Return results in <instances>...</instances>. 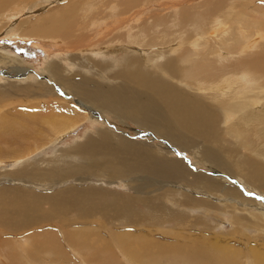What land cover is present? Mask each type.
Returning <instances> with one entry per match:
<instances>
[{
    "label": "bare ground",
    "instance_id": "6f19581e",
    "mask_svg": "<svg viewBox=\"0 0 264 264\" xmlns=\"http://www.w3.org/2000/svg\"><path fill=\"white\" fill-rule=\"evenodd\" d=\"M150 2L0 0V42L8 36L11 38L5 43L37 39L48 46L63 44L45 72L69 93L62 98L50 82L34 80L22 57L0 50V73L6 74V81H11L14 73L16 78L28 81L25 92L47 95L39 102L0 108V168L7 167L4 162L8 160H17L14 167L23 163L13 173L4 170V177L42 186L62 184V189L49 193L27 187L1 189L0 227L28 228L70 210L101 218L121 217L129 223H134L132 218L150 223V201L167 195L156 181L178 177L190 189L229 202L226 212L234 218L231 223L235 235L250 226L264 231V203L245 196L242 188L264 194V6L256 0H204L198 5L188 2L191 8L177 2L172 13L164 11V15L152 10ZM54 3L58 5L52 7ZM26 8V14L31 15L19 19ZM255 12L248 21L247 14ZM114 53L123 55L115 57ZM103 71L107 74L104 78L111 81L98 82L96 76ZM101 115H113L124 124L134 122L184 150V145L196 142L199 148L192 153L196 163L213 175L192 172L183 159L172 155L174 149L128 138L107 126L90 131L75 146L40 158L38 154L46 145L57 147L66 132L89 119L95 123ZM157 147L161 154L156 153ZM32 154L36 157L30 160ZM225 174L242 182V187ZM93 176L110 184L124 182L133 192L123 195L122 191L91 183L79 188L80 183L95 180ZM187 194L186 203L178 204L180 213L175 210L176 200L169 199L172 209L167 205L166 212L159 202L153 207L163 216L178 220L172 233L175 241L130 230L119 233L117 241L126 242L125 249L143 262L159 261L154 254L164 253L166 257L181 255L191 264H240L243 256L254 264H264L260 244L247 245L249 254L243 255L235 245L225 243V234L219 232L226 224L222 217L206 220L210 237L188 243L192 238L185 239L189 236L182 233L187 228L184 225L199 219L192 218L194 212L211 215V208ZM140 204L145 206L144 211ZM216 209L225 211L223 207ZM77 230L65 228V236L71 245H89L88 264L90 260L98 264L116 262L92 246L90 229ZM19 246L25 249L12 248L13 252L22 250L21 260L40 254L39 259L51 261L46 253L60 251L50 239L25 242V246L21 242ZM4 254L10 256L9 251ZM58 262L64 264L61 258Z\"/></svg>",
    "mask_w": 264,
    "mask_h": 264
},
{
    "label": "rangeland",
    "instance_id": "374dc122",
    "mask_svg": "<svg viewBox=\"0 0 264 264\" xmlns=\"http://www.w3.org/2000/svg\"><path fill=\"white\" fill-rule=\"evenodd\" d=\"M164 1L166 2L165 5L161 6L160 4L164 3ZM203 1L204 0H192V1L191 0H188V1L187 0H173V1L172 0H149V2L153 3V4L151 7L149 6L150 4H148V7H150L152 10H158L162 14L166 15L167 12L172 13L173 5H175L177 2H182L180 4L184 3V6L187 5L188 8H191L190 6L194 5L193 3H195V5H198L199 3L203 2ZM256 1L258 4L264 6L263 0H256ZM155 2H159V3H155ZM188 2L189 3L191 2L190 3L191 5L190 4L188 5ZM170 3L172 4V6H170L171 5ZM57 5H58V3H56V4L54 3V4H52V7H55ZM163 7H165V9H163ZM28 11H29L28 8L24 9L23 12L19 14V19H23V18L31 15V14H26ZM164 11L166 14L164 13ZM148 12H151V11L148 10ZM256 13L257 12L247 14V20L249 21L250 18H253L254 16H256ZM165 17H167V16H165ZM13 25H16V23L14 22ZM203 27L206 28L207 25H203ZM123 31H125V30H123ZM255 37H258V36H254V38ZM8 38H11V37L7 36V37H5V40L6 39L8 40ZM106 39L109 40V38H106ZM6 41H4L3 43L0 42V50L9 51L13 55H18V56L22 57L26 61L24 66L27 67L28 73L34 76L35 81L36 80H43V81L50 82L53 85L55 91L58 93V95L61 96L62 98L67 96L66 94H69V93H67V91L64 89L63 86L58 84L56 81L52 80V78L48 74H46V72H45V69L47 67L48 62H50V60H52L54 57H56L60 53V52L57 53L56 51H59L60 49H62V47L64 46L63 44H53L52 46H48V44H46V42H43V41H40L37 39H34L32 41H31V39H29V40L26 39L25 41L20 40V39L17 41L16 40H9L8 43H5ZM12 41H14V42H12ZM20 41H22V42H20ZM56 53H57V55H56ZM113 55L115 57H119L120 55H123V53L122 54L121 53L120 54L114 53ZM97 59L101 60L102 57L99 56V57H97ZM0 74H1L0 75V78H1V80H0V92L5 93V94L0 93V100H1L0 101V108H2L3 110H4V108H6V109L11 108L12 106L14 107V106L19 105V104L33 103V102H37V101L39 102L40 100H46L47 95L46 96L31 95L30 93L25 92V85L27 84L28 81H25L24 78H22V77L16 78L15 74L13 73L12 74L13 77L10 79L11 81H8V80L6 81V79H8V78H4V76H3L6 74L3 71ZM90 75H91V73H90ZM105 75H107V74L103 71L98 76H96L97 78H99L98 82L103 80V79L111 81V78H109V77L104 78ZM5 90H6V92H5ZM27 95H29V96H27ZM41 97H43V99ZM48 99H50V98H48ZM96 119H98V120H96L95 123L92 122L93 120L90 122L89 120H91V119H89L88 121L80 124L79 126L70 130L69 132H66L65 135L63 136V138H61V140H59V142H57L58 143L57 147L52 145V143H49L48 145H46V147L44 149L45 151L44 150L43 151L41 150V152L39 151L40 153L38 155H40V158L44 157V156L51 157V156L55 155V153L58 151V149L69 148L71 146H75L80 141L82 142L84 140L86 134L92 130H95L97 127L107 126V127L113 128L117 133H119L121 135L123 134V136H127L128 138L136 139V140H142V141H150L151 142L150 144H152V145L154 143L155 144L157 143V144H162V146L165 148L174 149L172 155L175 156L176 158L183 159L184 162L189 166V168H191L192 172H195V173H200V172L203 173L204 172L207 175H213L211 171L202 168V166H200L199 164L196 163V158H195V156L192 155V153H195V151L199 148V145H197L196 142H194L193 144L190 143L188 145H184L186 147V150H184V149L178 147L177 145L172 144L170 142V140L168 141V140H166V138H163L158 134L155 135V133L153 131L142 130L143 128L141 129V127H139L134 122L130 121L129 124H124L119 119L115 118L113 115H109V116H102L101 115L100 118H96ZM233 119H234V117H231L230 120H233ZM142 132H143V134H142ZM149 133L152 134V136H150ZM55 143H56V141H55ZM161 151L162 150L160 149V147H157L156 153L161 154ZM35 157L36 156L32 154V156L29 159L33 160ZM21 160H23V159H21ZM16 161H17L16 159L5 161L4 163H7L8 166L0 168V181H2V182H0V190L4 189L5 187L6 188H25V187H27V188H32V189L34 188V190L39 192V193L40 192L49 193V192H54V191L62 189L61 188L62 184H57V186H51V185L42 186V185H36V184H32V183H25V182L23 183V181H19V180L11 181L9 179V181H7L8 179L6 180L4 177V174H5L3 172L4 170L7 169L8 171H10V173H13V172L21 169V166H23V163H21L19 166L14 167L15 163H17ZM65 161H67V160H65ZM81 161L83 162L84 160H81ZM44 165L45 164H43L42 166H44ZM67 166H68V164H67ZM224 177L227 178L228 180L234 182V183L238 182V184H240L241 187L243 185L242 182L235 180V178L233 179V177L230 175L225 174ZM171 178L169 177L168 179L164 178L165 180L160 179V181H156L157 186H159V187L164 186L163 189H161L160 191L164 194H167L168 197H167V195H165L166 198L165 197L160 198L161 200L158 199L157 202L154 200H151L152 202L150 201L152 209L148 210V212H147V213H149V215L152 218L150 223L139 222L138 220H136V218H132V220H134V223H129L124 218H121V217L117 218L116 216H114L112 218H107V217L102 216L103 218H101L95 214H85L86 212H81V211H77V210H70V211H67L66 214H59V215H56L54 217L46 218L47 220H43V221H40L38 223H35L32 226H29L28 228H15L14 230H11V229H8L7 227H4V226H3V228L0 227V249H2L3 247L5 248L4 251H0V256H1L0 257V264H62V263L58 262L60 258L62 259L64 264H88L87 259H89V258H87V255H88L87 250H88V248H90L89 245H79L77 243H74L73 245H71V243L69 242V240L65 236V228H66V231H68V230L71 231L74 229L77 230L78 228H84V227L90 229V230H88L89 231L88 233L90 234V238H91L90 241H91L92 246L94 248L98 249L99 252L101 253V255L107 256V259L110 257H112V259L114 258V260H116V262L113 264H191L188 261L184 262L185 258L181 255H175L174 256V254H169V256L166 257L164 253L154 254V257L158 258L157 260H159V261H155V260H153V261L149 260L148 261L147 260V261L143 262L142 260H136L133 258L131 252L129 250L127 251L125 249L128 247V244L126 242L119 243L116 239V236L119 233L124 232L126 230H130L132 232L147 231L150 236H154L155 238L162 239L163 241H168V242L175 241V239L172 237V233L174 230V226H176V224L178 223V220L169 218L165 215L163 216L162 213L154 211L153 207H155L157 205V203L159 202L161 204V206L165 209V212H166L167 208H165V207L167 205L168 206L170 205L169 208L172 207V202L169 201V199L172 201L176 200L177 201L176 202L177 207H175V208H177V209H175V210L178 211L176 213H180V211L178 210V204H180L181 202H182L181 204L186 203V200L188 199V196H189V194H187V193H191L194 196V198L197 200V202L206 203V205L204 207L208 206L209 208H211V210H210L211 215L205 216L206 214L204 212H198V211L194 212V213H192V218L198 217L199 219L194 220V221L190 222L189 224L184 225V226H187V228L182 233H184V235L189 236V238H185V239L192 238V240L188 241V243L190 242V244H191L192 242H194V239H197V240L198 239H207V237H210V233H209L210 231L205 230V228L208 227L206 220L212 219V221H213V219H217V216H218V217H222V218L226 219V221H225L226 224L224 223L225 228H224V230H221V229L219 230V229L214 228V230L215 229H216L215 231L219 230V232L225 234V236H223V238L226 239L225 240L226 244H228L230 246L235 245L236 248H239L240 250H242L243 255L249 254L247 252V250H249V246L247 247V245L253 244L252 246H255L254 243H256V244H260V246L261 247L263 246V248H264V231L260 232L259 230L250 226L249 228L245 229V231L243 230L242 232H240L236 235H235V233H233V230H232L233 226H232L231 220H234V218L231 216L230 212H226L230 208V205L228 204L229 202H226L225 200H220V201L216 200L213 197L208 196V194H206V193L199 192V189L194 190V189L188 188L186 185H189V184H187L184 181V179L182 180V178H179V179H177L178 177H171ZM93 179H95V180H93L92 182L91 181H87L84 183L78 182V183H80L79 188H86V186L89 187L88 184L91 183V184H95V187H103V188L111 190V191H122L121 194H123V195H129L130 192L131 193L133 192V190L127 189L128 188L127 185L121 181H118V182L112 181L113 183L110 184V182L106 183V182L98 181L96 176L95 177L93 176ZM103 179H105V178H103ZM154 180H157V179H154ZM154 180H150V181H154ZM168 180L171 183H169ZM69 183L75 184L74 182H69ZM17 184L21 185V186H17ZM193 185H195V184H193ZM192 188H195V187H192ZM242 188L246 192V194L244 193L245 196H247L249 198L257 197L261 203H264V194H260V193L256 192V190L244 188V186ZM190 190H192V191H190ZM165 191H167V192H165ZM123 192H128V193H123ZM155 195L156 194L153 193V196H155ZM203 199H205V200L203 201ZM164 202H166V203H164ZM216 207L217 208L223 207L225 209V211L222 213L220 210H217ZM199 208H201V207H199ZM140 210L144 211L145 206L140 204ZM176 217H178V216H176ZM180 218H181V216H180ZM154 219H156L157 222H155ZM179 222H181V219ZM248 224L251 225L252 223H248ZM212 225H213V223L211 224V226ZM22 230L24 231V233ZM178 230L182 231L181 229H178ZM230 233H232V234H230ZM44 236H46V237H44ZM184 237H182V238H184ZM40 238L45 240V241L47 239H50V244L53 246L59 247L60 251L55 250L51 254L46 253L49 256V259H51V261L46 260L44 258L39 259V257L41 256L40 254L36 255L37 257L36 256H33L32 258L27 257L26 260L25 259L21 260L20 254H21V251L25 248H20V246H19L20 243L22 242L23 245L25 246V242L34 243V241L37 239L41 240ZM19 240H20V243H19ZM241 242H243V243H241ZM195 243H196V240H195ZM181 245H184V243L181 242ZM14 246L19 248V249H22V250H20V252H19V250H15L13 252ZM182 247H184V246H181V248ZM8 251L10 252V256L4 254L5 252H7V254H8ZM12 253H14V254H12ZM41 254H44V253L41 252ZM4 257H5V259H4ZM3 259L5 262L1 263V261ZM99 263L100 264H108V262H103V261H99ZM239 263L240 264H254L253 262L250 261L248 256L241 257L239 260ZM90 264H98V263L90 260Z\"/></svg>",
    "mask_w": 264,
    "mask_h": 264
}]
</instances>
